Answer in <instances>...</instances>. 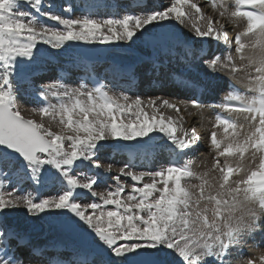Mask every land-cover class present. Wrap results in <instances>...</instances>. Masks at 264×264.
<instances>
[{
	"label": "snow or ice",
	"instance_id": "obj_1",
	"mask_svg": "<svg viewBox=\"0 0 264 264\" xmlns=\"http://www.w3.org/2000/svg\"><path fill=\"white\" fill-rule=\"evenodd\" d=\"M57 8L53 0H0V264H264V253L244 250L264 245V0H168L109 18ZM138 41H170L169 63L180 48L184 71L173 82L185 97L71 87L63 73L36 83L54 61L89 59L80 45ZM164 67L153 63L152 71ZM225 85L219 101L206 100ZM22 99L34 101L28 116ZM206 108L219 110L207 128ZM161 140L166 163H132L140 152L154 158ZM108 141L129 142L119 146L118 155L130 156L114 176L115 165L99 159ZM205 143L211 161L197 164ZM37 185L55 194L38 197ZM85 194L93 199L83 202ZM21 209L58 218L79 243L49 256L8 226Z\"/></svg>",
	"mask_w": 264,
	"mask_h": 264
},
{
	"label": "bare ground",
	"instance_id": "obj_2",
	"mask_svg": "<svg viewBox=\"0 0 264 264\" xmlns=\"http://www.w3.org/2000/svg\"><path fill=\"white\" fill-rule=\"evenodd\" d=\"M79 1L81 2V0H79ZM82 1H83V3L80 4V8L79 7L77 8L76 7L77 5H73V4L69 3V0H53V2L58 6L57 10H59V6H61V5H65V6L66 5H72L74 7V9H75L73 14L76 15V16H79L81 14V11L85 12L84 3H88L89 2V0H82ZM164 1H167V0H164ZM203 1H205V0H203ZM203 1H201V2H203ZM161 4L162 3L160 1L159 5H161ZM201 4H204V3H201ZM165 6H167V5H165ZM206 9L208 11H211V9H209V8H205V10ZM141 12H143V11H141ZM106 18H108V17L106 16ZM45 22L46 23H52V24L55 23V22H50V21H47V20H45ZM140 43H142V42H140ZM168 44L171 45V42L170 41H165L161 45L157 46L156 49L159 51V49H161L165 45L167 46ZM198 44H199V42L196 43V45H198ZM147 47L149 48V54L145 55L142 52H140L137 49V47L135 49H133V47H131L132 48L131 49L130 47H120L118 45V47H115V48L109 50V53L106 56V60L108 62H112V63H114V62H120V63L125 62V63H131V64L137 63V64L141 65L143 63H147L148 61H151V60L154 59L153 58V52H151V46L147 44ZM128 48H130V50ZM97 63H95V64H97ZM66 66L69 67L70 69L71 68L75 69V71H78V72H84L85 71V67H86V65H80V64L79 65H74L73 63H71L69 61L66 63ZM194 71H196L195 67L192 69L193 73H194ZM44 72H45V70L43 72H41V76L44 75L43 74ZM182 72L183 71H180V73H182ZM192 72H191V74H192ZM52 74L53 73H51V72L49 73L48 72L45 77L42 76V78L39 81L40 84L43 81H45V80L47 81L50 78H53ZM51 80L53 81V79H51ZM225 80H227V79H225ZM232 82L235 83L236 85L238 84L237 81H232ZM66 83L69 86H71V87H73L72 85H74L75 87L79 85L77 82H74V84H73L72 80H68V81H66ZM168 84H170L171 87H169V85H167V82H166L165 85L162 88H160L161 91H156V89H153V91L151 93L141 94V93L138 92V95L141 96V97H143V96L144 97L145 96L146 97L147 96L148 97H151V96L152 97H155V96L167 97L169 95L179 96L178 94L175 93L176 90L174 92L172 91V87H174L175 89H177L178 87L174 86L172 82H169ZM239 87H240L241 91L244 90L243 85H240ZM121 91H124V90L121 89ZM226 91H227V89L222 91L223 95L225 94ZM124 93H126V92L124 91ZM183 93H185V92L183 91ZM115 94L120 95V94H122V92L115 91ZM136 95H137V93H136ZM215 96L216 97L213 96L214 98L209 100V102L219 101L220 98L222 97L221 96V92H220V94L218 93V95H215ZM180 97L183 98L184 96L180 95ZM206 100H208L207 97H206ZM33 105H34V103L32 101H25L23 103L22 102L20 103L21 107H24V106L28 107V106H33ZM23 112H24V110H23ZM214 112H217V110L216 109H212V108H206L204 110V115H207V119L202 121V123L204 124L205 128L210 127L209 121H211L212 114ZM189 123H190V125L193 123L192 119H189L188 124ZM116 142H118V141H116ZM160 142H164L162 147L159 146V148H156V154H155L154 158H149V161H147V164L148 163H152L153 160L155 162L159 161L161 156H163L162 152L163 151H164V153L168 152L166 150V148L164 147L165 146V141H159L158 143H160ZM126 143H129V142H120V143H117V144H114V145L107 143L109 145V147H106L102 151V153L105 154V155H100L99 159L108 160L109 159L108 156H107L108 154H106V153H108L109 150L111 151V153L113 151H116V150L119 151V146L122 145V144H126ZM130 143L134 144L135 142H130ZM204 149H205V151H209L208 145L206 143H205V148H202L200 151H202ZM128 155H130L128 152H120V154H119L120 157H116L115 160L120 159V160L126 161L127 159H125V158ZM137 157L140 158V155L138 154ZM205 158H206L205 156H202V158L198 159V161L204 160ZM113 161L114 160H112V163H114ZM208 161H210V160H208ZM116 165L119 166L120 164H116ZM143 168H154V167L153 166L152 167L144 166ZM81 170H83V169H81ZM39 191L40 192H44L45 191L44 186H40L39 185ZM34 195H36V194L34 193ZM37 196L41 197L40 195H37ZM43 215L46 216L45 219H40V218H36V217H29L28 215L24 214L23 209H21L18 214L10 216L8 218V222L17 231H19V232H21L23 234H26L27 236L31 237L36 242V244L37 243H41L42 246H47L48 248L53 246V242L54 241L62 242V243H65V244H69L70 246L74 245V243L69 239L68 232L64 231L61 228L60 221L57 218H55L54 216L49 215V214H43ZM54 225H56L58 228L55 229L53 227ZM259 253H263L262 250H261V247H260ZM251 255H253V254L251 253Z\"/></svg>",
	"mask_w": 264,
	"mask_h": 264
},
{
	"label": "rangeland",
	"instance_id": "obj_3",
	"mask_svg": "<svg viewBox=\"0 0 264 264\" xmlns=\"http://www.w3.org/2000/svg\"><path fill=\"white\" fill-rule=\"evenodd\" d=\"M201 1H203V0H198V2H200V3H205V1H203V2H201ZM166 2H168V0L167 1H162L161 3L162 4H164V3H166ZM205 12L206 13H211V14H214V13H212V10L211 11H208L207 9L205 10ZM46 23V22H45ZM183 30H184V32H185V34L186 35H188V36H191V34H192V30H191V27H190V24H188V23H186L184 26H183ZM140 42L138 41L137 43H136V45H130L129 43H125V42H120V43H112V44H108V45H100V44H96V45H98V46H101V47H104L105 49H108V51L109 50H111V49H113V48H115V47H118V45L120 46V47H133V49H135L136 47H137V49L140 51V52H142L143 54H145V55H148L149 54V48L147 47V44H145V43H140ZM138 44V45H137ZM199 45H200V43H199ZM38 47H42V48H46L47 46H44V45H38ZM130 48H128L129 50H130ZM132 49V48H131ZM62 61H63V63L64 64H66L68 61H66V59H61ZM52 64V63H51ZM49 65V64H48ZM197 71V70H196ZM196 71H194V73L192 72V74L195 76V74H196ZM224 79H229V76H228V74L227 73H225L224 74ZM49 82H52V80L51 81H43L41 84H47V83H49ZM237 83L238 84H240V85H242L239 81H237ZM73 87H75L74 85H72ZM159 87H161V86H159ZM227 89V85H225L224 86V90H226ZM173 91V90H172ZM174 92V91H173ZM220 92H221V96H223V93H222V91H219V92H215V93H213V95H211V96H207V99H208V101L209 100H211V99H213L214 97L213 96H215V95H218V93L220 94ZM139 93H141V94H144V89H142L141 90V92L139 91ZM175 93L176 94H178L179 96L180 95H183V96H186L187 95V93H183V92H179V91H175ZM226 93V92H225ZM113 94H115V93H113ZM138 94V93H137ZM134 96H136V95H133V97ZM144 97V96H143ZM146 97V96H145ZM148 97V96H147ZM152 97V96H151ZM23 101H25V100H21V102L23 103ZM30 107H32V106H24V107H21L23 110H24V114L26 115V116H28L29 115V113H28V108H30ZM205 117H207V115H205ZM206 122V121H205ZM189 125H190V123H189ZM55 127V126H54ZM203 130H201V134L202 135H204L205 133H204V131L202 132ZM161 141H164V140H161ZM116 141H108V142H105V143H115ZM163 143L164 142H160V143H158L157 144V146H156V148H159V146H161L162 147V145H163ZM203 148H205V144L203 145ZM163 153V152H162ZM101 155V154H100ZM103 155V154H102ZM202 156H205L208 160H210L211 161V156L209 155V151H205V149L204 150H202V151H200V152H198L197 154H196V157H195V159H196V163L198 164L200 161H198V159H201L202 158ZM209 156V157H208ZM161 157H163V156H161ZM100 161H101V163L102 164H106V163H112L111 161H108V160H103V159H100ZM210 161H209V163H210ZM161 162H163V161H161ZM162 163H160L159 165H158V167L161 165ZM115 165V164H114ZM119 167H121V166H116L115 165V167L113 168V172H112V174H117V169L119 168ZM85 169L87 170V167H85ZM86 170H81V171H83V172H87ZM113 175V176H114ZM50 195H54V193L53 194H50ZM50 195H48V196H50ZM47 196V197H48ZM90 196V195H89ZM91 200V197L89 198V199H87L86 201H83V202H88V201H90ZM58 219V218H57ZM59 220V219H58ZM60 221V220H59ZM55 229H57L58 227L56 226V225H54L53 226ZM261 247V250H262V252L264 253V245H261L260 246ZM260 247L259 248H255V247H253L252 245H246L245 246V253L248 255V256H252V257H256L258 254L260 255L261 253H259V250H260ZM251 253L253 254V255H251Z\"/></svg>",
	"mask_w": 264,
	"mask_h": 264
},
{
	"label": "water",
	"instance_id": "obj_4",
	"mask_svg": "<svg viewBox=\"0 0 264 264\" xmlns=\"http://www.w3.org/2000/svg\"><path fill=\"white\" fill-rule=\"evenodd\" d=\"M78 51H82V52H87L89 54V61H93L96 59V56L98 53H102V54H105L107 52V50L101 48V47H98V46H95V45H80L79 48H78ZM71 235V234H70ZM76 244H78L79 242L76 240L75 237H73L71 235L70 237Z\"/></svg>",
	"mask_w": 264,
	"mask_h": 264
}]
</instances>
